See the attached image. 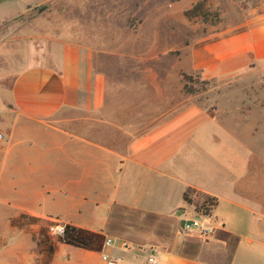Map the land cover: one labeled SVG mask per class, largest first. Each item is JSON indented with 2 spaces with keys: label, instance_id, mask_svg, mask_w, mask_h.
I'll return each mask as SVG.
<instances>
[{
  "label": "crops",
  "instance_id": "obj_1",
  "mask_svg": "<svg viewBox=\"0 0 264 264\" xmlns=\"http://www.w3.org/2000/svg\"><path fill=\"white\" fill-rule=\"evenodd\" d=\"M207 52V78L264 59V22ZM122 55L49 38L0 77V264H264V163ZM55 223L99 237L67 244Z\"/></svg>",
  "mask_w": 264,
  "mask_h": 264
},
{
  "label": "rangeland",
  "instance_id": "obj_2",
  "mask_svg": "<svg viewBox=\"0 0 264 264\" xmlns=\"http://www.w3.org/2000/svg\"><path fill=\"white\" fill-rule=\"evenodd\" d=\"M263 22L264 0H0V77L22 66L17 57L28 45L45 46L49 38L119 48L124 55L112 61L155 67L173 103L215 111L235 139V159L250 156L255 170L264 163V59L212 78L204 69L215 38Z\"/></svg>",
  "mask_w": 264,
  "mask_h": 264
},
{
  "label": "trees",
  "instance_id": "obj_3",
  "mask_svg": "<svg viewBox=\"0 0 264 264\" xmlns=\"http://www.w3.org/2000/svg\"><path fill=\"white\" fill-rule=\"evenodd\" d=\"M200 6L201 3L196 4L192 9L187 11V13L196 12ZM186 79H192V76H186ZM185 90H188L189 92L193 91L192 89H188L187 85H185ZM184 199L187 203L191 202L187 196H185ZM207 204L214 205V202L212 199L206 200L202 205L196 207V212L198 214H208L210 208H206ZM65 227L66 233L64 237H61V241L67 244L89 248L91 247L93 240L99 237L97 234L90 233L69 225H66Z\"/></svg>",
  "mask_w": 264,
  "mask_h": 264
},
{
  "label": "built area",
  "instance_id": "obj_4",
  "mask_svg": "<svg viewBox=\"0 0 264 264\" xmlns=\"http://www.w3.org/2000/svg\"><path fill=\"white\" fill-rule=\"evenodd\" d=\"M2 137V135L0 134V138ZM212 205L210 204H207L206 205V208H211ZM202 215H206V214H202ZM193 224H197L196 222H193ZM186 225V224H185ZM190 226V224L188 225ZM48 231L50 234L52 235H55V236H58V237H64L65 233H66V227L62 224H59V223H55V224H51L49 227H48ZM104 244L106 246H110L112 244V241L110 239H106L104 241ZM122 246L123 247H126L127 246V243L123 242L122 243ZM104 259L105 260H110V257L108 255H104ZM146 264H158L157 262V259L156 257L152 254L148 257L147 259V262Z\"/></svg>",
  "mask_w": 264,
  "mask_h": 264
},
{
  "label": "water",
  "instance_id": "obj_5",
  "mask_svg": "<svg viewBox=\"0 0 264 264\" xmlns=\"http://www.w3.org/2000/svg\"><path fill=\"white\" fill-rule=\"evenodd\" d=\"M186 222L185 221H183V224H185Z\"/></svg>",
  "mask_w": 264,
  "mask_h": 264
}]
</instances>
